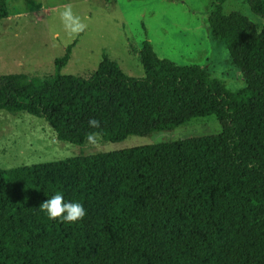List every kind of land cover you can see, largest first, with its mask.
Instances as JSON below:
<instances>
[{
    "label": "trees",
    "instance_id": "trees-1",
    "mask_svg": "<svg viewBox=\"0 0 264 264\" xmlns=\"http://www.w3.org/2000/svg\"><path fill=\"white\" fill-rule=\"evenodd\" d=\"M225 1L214 0L208 28L243 76L234 91L200 65L158 57L148 40L142 77L106 55L87 79L61 74L74 43L52 74H0V110L44 118L58 140L76 145L92 132L119 142L209 115L221 126L0 167V264H264V0L248 2L260 29L237 10L225 13ZM7 16L0 0V19ZM57 193L82 204L84 218L66 223L40 211Z\"/></svg>",
    "mask_w": 264,
    "mask_h": 264
},
{
    "label": "rangeland",
    "instance_id": "rangeland-1",
    "mask_svg": "<svg viewBox=\"0 0 264 264\" xmlns=\"http://www.w3.org/2000/svg\"><path fill=\"white\" fill-rule=\"evenodd\" d=\"M8 16L0 19V74L23 72L45 76L54 72V60L74 43L61 74L84 79L97 69L103 55L120 70L144 76L139 50L148 40L160 58L177 64H197L230 90L244 87L240 71L231 62L225 45L211 38L208 16L214 0H5ZM249 0H226L224 12L237 10L257 29L262 19L254 15ZM71 5L87 28L73 37L63 27L59 13ZM75 41V42H74ZM221 126L214 115L194 117L172 130L150 135H130L119 142L82 145L58 140L44 118L27 112L0 110V167H16L65 159L78 154L112 151L216 134Z\"/></svg>",
    "mask_w": 264,
    "mask_h": 264
},
{
    "label": "clouds",
    "instance_id": "clouds-1",
    "mask_svg": "<svg viewBox=\"0 0 264 264\" xmlns=\"http://www.w3.org/2000/svg\"><path fill=\"white\" fill-rule=\"evenodd\" d=\"M65 32L70 36H77L84 32L87 24L74 14L72 6L66 5L59 13ZM88 126L93 129L100 127V121L90 118ZM86 142L95 145L98 142V133H88ZM40 211L44 212L50 220L59 219L61 222L74 223L82 220L86 215V210L79 202H65L62 194H55L50 199L39 204Z\"/></svg>",
    "mask_w": 264,
    "mask_h": 264
}]
</instances>
